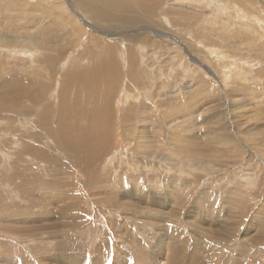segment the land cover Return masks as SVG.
Wrapping results in <instances>:
<instances>
[{
	"label": "rangeland",
	"instance_id": "obj_1",
	"mask_svg": "<svg viewBox=\"0 0 264 264\" xmlns=\"http://www.w3.org/2000/svg\"><path fill=\"white\" fill-rule=\"evenodd\" d=\"M89 1L0 0V264H264V0Z\"/></svg>",
	"mask_w": 264,
	"mask_h": 264
},
{
	"label": "bare ground",
	"instance_id": "obj_2",
	"mask_svg": "<svg viewBox=\"0 0 264 264\" xmlns=\"http://www.w3.org/2000/svg\"><path fill=\"white\" fill-rule=\"evenodd\" d=\"M91 1V0H90ZM89 1V2H90ZM111 1V0H110ZM108 1V2H110ZM113 1V0H112ZM140 1H143V0H139ZM153 1H158V0H153ZM146 2V5L144 3L145 6H147V8L150 5V2H152V0H145ZM85 3V2H84ZM107 3V2H106ZM96 4V3H95ZM109 4V3H108ZM86 5L88 6L89 4L86 3ZM98 5V4H97ZM103 5H106V4H103ZM137 5V4H136ZM108 6V5H107ZM110 6V5H109ZM131 6V5H130ZM129 4H127V1L124 0V3H119L118 4V8L119 10H126L128 9L129 7ZM140 6V5H137L136 8ZM134 7V6H133ZM106 8V7H105ZM150 8V7H149ZM133 9V8H132ZM132 9L129 8V10L132 11ZM151 9V8H150ZM96 10V9H95ZM137 10V9H136ZM151 11V10H150ZM101 12V11H100ZM107 15V14H106ZM260 15V14H259ZM114 17V16H113ZM112 17V18H113ZM117 17V16H116ZM99 18V17H98ZM108 18V16H107ZM128 18V17H127ZM98 20V19H97ZM110 22V21H109ZM137 22V21H136ZM94 40H97V39H94ZM128 41V40H127ZM130 59V58H129ZM130 62V61H129ZM109 65V64H108ZM112 65V64H110ZM130 66V65H129ZM99 68V67H98ZM112 68H115V67H112ZM105 69V68H104ZM130 69V68H129ZM99 70V69H98ZM86 71V70H85ZM110 71V70H109ZM114 71V70H113ZM91 72V71H89ZM112 72V71H111ZM133 72V71H132ZM115 73V72H114ZM112 72V74H114ZM117 73V72H116ZM117 77V75H116ZM115 77V79H116ZM86 78V76H85ZM89 79V78H87ZM84 80V79H83ZM89 81V80H88ZM113 80H111V76L110 74L108 73H103L102 71H99V75L97 78H95L94 76L92 77V79L89 81L90 82V88H92L93 91H96V93H98L100 96L102 97H108L109 94L111 93V91H109V89L111 88L112 86V82ZM80 82L79 79H77L74 84L75 86L76 83ZM112 82V83H111ZM101 84H104V86L106 85L107 86V91L103 94V92H101L100 90V87H101ZM80 85V83L78 84V86ZM74 86V85H73ZM80 86H84V83ZM108 87H110L108 89ZM105 88V87H104ZM78 90V89H77ZM91 90V89H90ZM69 91V90H68ZM67 91V92H68ZM63 92V91H62ZM76 93V91H74ZM78 94V93H77ZM87 94V93H86ZM97 94V95H98ZM112 94V93H111ZM79 95V94H78ZM34 96V95H33ZM115 96V95H114ZM88 97V96H86ZM93 97V96H92ZM37 98V97H35ZM99 99V98H98ZM37 100V99H36ZM80 101V100H79ZM96 101V100H95ZM85 104V103H84ZM96 106V104H95ZM102 106L101 109H104L103 108V105H100ZM68 108V107H67ZM98 109V108H97ZM108 109V108H107ZM105 109V110H107ZM69 110V109H68ZM72 110V109H71ZM83 110V109H82ZM99 110V109H98ZM104 110V111H105ZM102 111V110H101ZM103 111V112H104ZM100 112V111H99ZM107 112V111H106ZM105 113V112H104ZM69 114V113H68ZM85 114V113H83ZM92 114V113H91ZM74 115V114H73ZM91 116V115H90ZM106 116V115H105ZM65 117V116H64ZM103 118V117H102ZM93 121H92V118H91V124H94L93 126L91 125L90 128L86 129V134L78 137L77 133L74 132L72 134V136H68L67 137V142H66V149L71 151L73 157L76 159V162L78 163V166L80 168H84L85 170H88V168L90 167H93L96 163V161L98 160V158L100 157V155H102L105 151H106V148L108 147V141L106 140L109 136L106 134V129L108 128H105V126L101 125L100 122L93 117ZM101 120V118H100ZM105 120V118H104ZM107 120V118H106ZM105 120V121H106ZM69 125V124H68ZM108 125V124H107ZM112 125V124H111ZM71 126V125H70ZM72 129V128H71ZM97 129V130H96ZM258 130V129H257ZM80 131V130H79ZM83 133V132H82ZM110 133V131H109ZM77 137V139H76ZM110 143V142H109ZM132 200V199H131ZM195 223V222H194ZM213 230V229H212ZM178 237V236H177ZM173 249V248H172ZM171 252V251H170ZM191 253V252H190ZM194 258V257H193ZM180 259V258H179ZM182 259V258H181ZM194 260V259H193ZM177 261V260H176ZM182 262V261H181ZM191 262V261H190ZM171 264V263H170ZM189 264V263H188Z\"/></svg>",
	"mask_w": 264,
	"mask_h": 264
}]
</instances>
